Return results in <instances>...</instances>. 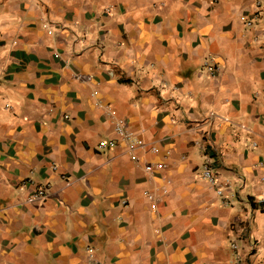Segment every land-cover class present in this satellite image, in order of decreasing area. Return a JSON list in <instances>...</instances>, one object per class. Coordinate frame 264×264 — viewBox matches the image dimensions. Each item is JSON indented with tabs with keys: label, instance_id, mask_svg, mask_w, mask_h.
<instances>
[{
	"label": "crops",
	"instance_id": "crops-1",
	"mask_svg": "<svg viewBox=\"0 0 264 264\" xmlns=\"http://www.w3.org/2000/svg\"><path fill=\"white\" fill-rule=\"evenodd\" d=\"M256 2L0 0V264H264Z\"/></svg>",
	"mask_w": 264,
	"mask_h": 264
},
{
	"label": "built area",
	"instance_id": "built-area-1",
	"mask_svg": "<svg viewBox=\"0 0 264 264\" xmlns=\"http://www.w3.org/2000/svg\"><path fill=\"white\" fill-rule=\"evenodd\" d=\"M257 2V6H260L261 4V0H256ZM248 25H252L253 21L250 20L248 23ZM204 67L207 69V71L209 72V74L211 75H215L218 71V67L214 66L211 63V58H207L204 62ZM109 108V107H108ZM112 114V113H111ZM115 131L116 133L123 139L129 142V145L132 149L141 146L143 144V141L140 139H137L134 136L133 132H130L129 130L126 129L125 123L122 120H116L115 121ZM115 142L114 141H106V140H102L100 141L98 147L100 149H104L107 147H115ZM153 150L155 152L158 151L157 147H153ZM155 168L157 169H163L164 168V164L163 163H159L156 166H152V165H147L145 167V171L146 172H152ZM202 177L204 180H206L211 186L214 187L217 195L219 196H224L225 194V190L228 187L229 184V180H226L225 183L221 182L218 173L215 170L214 167V160L213 158H211L210 156H207L206 159L203 162V166H202ZM264 180V179H263ZM35 199H46L48 197V191L44 188H41L38 193L36 195H34ZM150 198H153V196L150 194L149 195ZM232 247L235 250H238V244L236 242H233ZM88 252L90 253V257L88 258L86 264H100L99 261L97 260L96 256H94L93 250L91 248L88 249ZM234 264H245L242 261V257L237 253L236 251V255L234 257L233 260Z\"/></svg>",
	"mask_w": 264,
	"mask_h": 264
}]
</instances>
